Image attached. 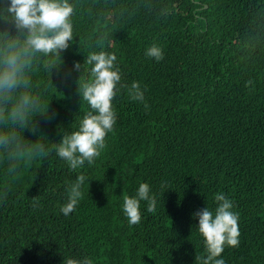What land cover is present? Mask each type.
Here are the masks:
<instances>
[{"label": "trees", "instance_id": "1", "mask_svg": "<svg viewBox=\"0 0 264 264\" xmlns=\"http://www.w3.org/2000/svg\"><path fill=\"white\" fill-rule=\"evenodd\" d=\"M8 2L0 71L19 52L26 83L0 89V264H197L207 253L194 213H215L219 193L239 215V243L217 259L264 264V0H68L72 40L47 55L24 51L29 33ZM153 44L160 61L145 55ZM99 52L117 55L116 123L100 156L71 170L56 148L90 110L82 86ZM134 81L143 102L121 86ZM79 175L82 197L65 216ZM141 183L156 208L141 200L132 225L123 196Z\"/></svg>", "mask_w": 264, "mask_h": 264}, {"label": "clouds", "instance_id": "2", "mask_svg": "<svg viewBox=\"0 0 264 264\" xmlns=\"http://www.w3.org/2000/svg\"><path fill=\"white\" fill-rule=\"evenodd\" d=\"M9 5L10 2L6 7ZM8 11L14 17L19 30H28L25 52L30 49L47 55L69 47V41L72 40L70 16L73 8L68 0H11ZM145 55L160 61L164 54L159 46L153 44L146 49ZM116 62L115 53L99 52L88 57L87 63L93 65L92 80L83 84L82 96L90 110L83 116L78 130L64 136L56 148L58 157L67 161L71 170L84 165L85 161L91 164L94 158L100 156L101 150L106 146V134L113 130L116 123L112 101L119 91L117 85L121 81L120 68L116 66ZM23 67L21 54L15 51L9 52L5 59V67L0 71V89L10 91L21 84L24 81ZM74 67L79 70V63ZM121 86L128 87L131 99L144 101V92L138 82L134 81L130 87ZM30 103V97L27 94L23 95L20 103L13 108V116L22 117ZM85 179L84 175H79L76 182L71 185L68 201L60 209L65 216L74 211L82 197L81 186ZM150 191L147 183H141L135 197L123 196V212L130 224H138L141 220L139 210L141 200L148 202V212L155 211L156 199L150 195ZM214 199L218 204L215 213L208 207L194 213V217L198 218L197 228L204 238V249L207 253L206 257L196 256L197 264H225L223 259H217L223 252L224 246L236 247L239 243V215L232 211V201L223 193L216 194ZM63 264H94V260L88 256L83 259L66 258Z\"/></svg>", "mask_w": 264, "mask_h": 264}]
</instances>
